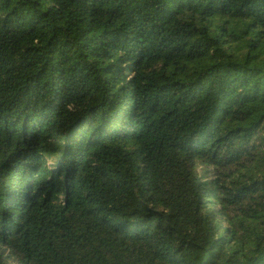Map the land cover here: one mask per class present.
Instances as JSON below:
<instances>
[{
    "label": "trees",
    "instance_id": "1",
    "mask_svg": "<svg viewBox=\"0 0 264 264\" xmlns=\"http://www.w3.org/2000/svg\"><path fill=\"white\" fill-rule=\"evenodd\" d=\"M0 264H264V0H0Z\"/></svg>",
    "mask_w": 264,
    "mask_h": 264
}]
</instances>
